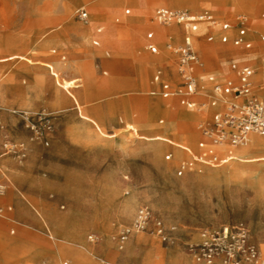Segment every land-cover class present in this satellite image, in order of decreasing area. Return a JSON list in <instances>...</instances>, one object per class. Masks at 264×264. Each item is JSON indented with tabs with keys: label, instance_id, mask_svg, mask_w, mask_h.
<instances>
[{
	"label": "rangeland",
	"instance_id": "374dc122",
	"mask_svg": "<svg viewBox=\"0 0 264 264\" xmlns=\"http://www.w3.org/2000/svg\"><path fill=\"white\" fill-rule=\"evenodd\" d=\"M96 1L0 0V154L4 144L26 148L23 159L14 153L0 157V264H140L139 257L127 255L137 235L162 264H182L181 258L195 263L185 243L198 241L203 229L235 222L247 225L250 240L264 256V212L241 207L237 194L231 196L223 186L193 178L210 169L227 171V182L237 179L254 202L264 203V151L242 159L253 161L255 171H233L228 158L227 164L176 174L179 162L191 156L181 147L176 151L178 142L197 152L205 139L200 124L209 114L184 106L178 94L163 97L153 85L154 73L161 70L173 90L180 87L175 48L182 32L151 20L158 6L212 14L216 24H201L194 41L199 55L195 73L205 84L209 75L235 77L231 60L260 61L264 0H240L248 8L225 0H111L93 10ZM80 7L88 11V23L75 17ZM141 9L146 25H139L134 15ZM241 18L254 40L249 54L219 40V24ZM88 26L90 32L82 36L78 29ZM148 31L154 33L158 53L145 47ZM263 70L264 65L256 72L257 97L264 88ZM208 88L196 99L207 102ZM41 112L53 116L48 145L35 139L23 116ZM237 185L232 184V191ZM120 205L125 215H118ZM140 206L171 230L174 244L144 231L132 235L125 250L118 249L121 228ZM254 234L260 235L259 245Z\"/></svg>",
	"mask_w": 264,
	"mask_h": 264
},
{
	"label": "built area",
	"instance_id": "2783aa9c",
	"mask_svg": "<svg viewBox=\"0 0 264 264\" xmlns=\"http://www.w3.org/2000/svg\"><path fill=\"white\" fill-rule=\"evenodd\" d=\"M126 13H129V10H126ZM75 17L83 23H88L89 14L83 7L76 9ZM242 19L236 23L224 21L219 24L221 43H232L244 49L252 48V41L247 38V26ZM151 20L160 25L179 27L182 32V42L175 48L181 85L173 90L170 84L163 79L161 70H157L152 82L158 85L162 96L168 98L178 94L181 104L194 108L196 107L195 96L200 95L205 85L209 87L204 93V96L208 97L209 118L200 124L201 134L205 140L198 142L197 152H192L187 146H180L191 156L179 162L176 174L200 172L202 166H214L226 162V157L219 155L215 150L214 146L218 144L237 145L245 142L250 134L264 136V101L254 92L255 67L248 60L230 61V69L235 74L233 78L218 80L215 76L209 75L203 84L195 73V68L199 64V55L194 40L198 37L197 31L201 22H204L207 28L216 24L212 14L207 11L193 13L185 9L158 6L153 10ZM213 37L211 31H208L207 39L212 40ZM260 41L264 43V35L260 36ZM94 43H98V40ZM145 47L151 53H158L159 47L154 41L153 31L146 33ZM261 57L264 59V49ZM23 116H26L27 125L32 130L35 139L48 145L54 129L52 114L41 112L34 116H27L24 113ZM2 128L0 120V129ZM25 151L24 146L20 150H15L12 144L8 147L4 144V151L1 155L14 153L19 159H23ZM171 156L172 153L169 152L165 154V159L168 160ZM3 192L4 184L0 183V194ZM144 231L153 233L165 244H174L176 241L171 230L166 228L159 218L154 217L147 206H140L131 223L121 228L117 236L118 249H122L123 244L133 234ZM89 239L93 240V235L89 236ZM185 248L195 261L204 264H264V257L250 240L248 227L243 222L203 229L198 241L185 243ZM40 264L51 263L44 260ZM62 264H67V262L64 261ZM103 264L114 263L103 261Z\"/></svg>",
	"mask_w": 264,
	"mask_h": 264
},
{
	"label": "crops",
	"instance_id": "0c3cea01",
	"mask_svg": "<svg viewBox=\"0 0 264 264\" xmlns=\"http://www.w3.org/2000/svg\"><path fill=\"white\" fill-rule=\"evenodd\" d=\"M85 6H87V4ZM143 11H144V9H142L141 18L143 19V21H144V23L146 25V24H148V21L146 20L145 13ZM263 13H262V16H263ZM89 20H90V17H89ZM203 24H205V23H203ZM170 28L174 29L176 31H179V30L181 31V28L176 27V26H173V27H170ZM100 31L101 30L98 31V29H97V32H100ZM261 31L262 32L259 34V38L257 40L258 41L257 43L259 44L258 45L259 46V50H260V57H259L260 61L259 60H255V59H251V58L247 59L255 67V74H254L255 85L258 84L256 82V79H255V77L257 75L256 72L258 71V67L261 68L264 65V59L261 57V52L264 49V43H262L260 41V36L264 35V31L263 30H261ZM155 32L156 33H160V31H155ZM249 32L250 31L248 30L247 38L252 41V49H253V48H255L254 47V40H253L252 37L249 36ZM241 49H244V48H241ZM248 50L249 49H244L245 52H247ZM248 54H249V51H248ZM242 61H244V60H242ZM230 77H233V76L231 75ZM153 85L155 86V88L159 89L157 84L153 83ZM262 88L263 87H258V89H262ZM197 96H199V95H197ZM197 96H195V99L197 98ZM259 98L264 101V99H262V98H264V88H263V92H261L259 94ZM196 100L199 101L198 99H196ZM209 111H210V107H208L207 109L201 110V111L196 110V112H199V114H201L202 116H204L205 114H208ZM126 115H127V117L130 116V114L128 112L126 113ZM162 121L163 120L160 119V122H162ZM258 136H260V135H258ZM261 137H263V136H261ZM180 145H182L181 142H180ZM226 146H229V145L223 146L222 149H220V150L222 151L223 154H225L230 159L231 167H232L233 171H235V169L245 170V169H251V168H252L251 170L255 171V167L256 166L254 164L249 163V162H253V161L242 160V159H244V158H246L247 156H250V155H255L257 151H264V139L255 136V137L247 140V142H246V144L244 146H239V147L230 146L231 149H229V147L227 148ZM1 156L2 155L0 154V157ZM193 175H195L193 177L195 182H199V183H202V184L216 183L219 186L225 187L227 189V193L230 194L231 196L237 194V196L239 197V200L241 201V204L243 205V206L241 205V207H246L247 208V207L257 206V207H259L261 209V212H264V203L260 202V201L259 202H254L253 199H252L251 191L247 190L246 188L241 187V183L237 179H232V181L227 182L229 180V173L227 171L220 170V172H219L217 170L210 169V170L206 171L205 173H202V174L195 173ZM234 182H236L238 185L235 187V191H232V190H234L233 186H232V184ZM120 206L122 208V205H120ZM118 215H120V216L121 215H125V213L123 212V208L120 210V213ZM255 231H257L256 222H255L254 232ZM253 238H254V241L259 245L260 244V235L259 234H256V235L254 234ZM139 240H141V241H139ZM104 245H107V241L104 242ZM127 245H126V248H127ZM260 252H261V250H260ZM155 254H157V253L151 251L150 248L145 247L142 244V236L141 235L133 236L132 239H131V244H130L129 248H127V255H129V257H131V258H138L139 257L140 258V264H147V263L162 264L163 260H160V257L156 256ZM261 254H262V252H261ZM262 256H263V254H262ZM181 262H182V264H203V263H197V262H195V263L189 262L185 258H181ZM167 263H169V262H167Z\"/></svg>",
	"mask_w": 264,
	"mask_h": 264
},
{
	"label": "bare ground",
	"instance_id": "6f19581e",
	"mask_svg": "<svg viewBox=\"0 0 264 264\" xmlns=\"http://www.w3.org/2000/svg\"><path fill=\"white\" fill-rule=\"evenodd\" d=\"M93 1V0H92ZM110 2L111 0H97L96 1V3L92 6V9L94 10L96 7H102V5L104 4V3H106V2ZM123 2V1H122ZM225 2L228 4V5H232L233 7H235V8H248L249 6V4H246V3H244L243 1H240V0H225ZM249 2H250V0H249ZM172 6L174 5V6H180V5H178V4H176V3H172L171 4ZM101 11H102V9H100V13H101ZM142 14V9L141 10H138V11H136V12H134V15H135V17L137 18V23L139 24V25H144L145 23H144V21H143V19L141 18V15ZM88 22H89V20H88ZM204 22H201L200 23V25L201 24H203ZM200 25H199V27H200ZM93 27V26H92ZM90 28L91 27H86V28H82V29H78V32H80L82 35H84V36H86L89 32H90ZM199 29V28H198ZM198 32V31H197ZM46 34V32H44L42 35L43 36H46L45 35ZM158 34V33H157ZM195 41V40H194ZM13 55V53L11 52V53H9L8 55H6V59L8 60V58H10L11 56ZM261 73V72H260ZM262 76L264 77V70L262 71ZM229 78H233V77H229ZM70 83L71 82H66V84L68 85H70ZM72 85V84H71ZM263 86V85H262ZM201 92H204V90L202 89L201 90ZM209 107V105H208V103L205 101V102H202V101H197L196 100V110H198V111H201V110H204V109H207ZM183 113H180V116H179V118H182L183 117V115H182ZM255 136H257V137H260V138H262V139H264V136L263 137H261V136H258L257 134H250L249 135V137H248V139L247 140H249V139H251V138H253V137H255ZM247 140L245 141V142H243V143H240V145H245L246 144V142H247ZM225 145H231V144H228V143H222V144H218V145H216V146H214L215 147V150H216V152L219 154V155H221V156H223V157H226V163L228 162V157L225 155V154H223L222 153V151L220 150V149H222V147L223 146H225ZM180 142H178V147H177V149H176V151H178L179 149H180ZM231 146H238V145H231ZM227 148L229 147V149H231L230 148V146H226ZM229 155V154H228ZM128 244V243H127ZM126 244V245H127ZM125 248H126V246H125ZM124 248V249H125ZM123 248L121 249V250H124ZM194 260V259H193ZM195 261V260H194ZM195 262H197V261H195ZM197 263H201V262H197ZM204 264V263H203ZM246 264V263H245Z\"/></svg>",
	"mask_w": 264,
	"mask_h": 264
}]
</instances>
